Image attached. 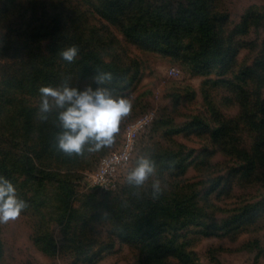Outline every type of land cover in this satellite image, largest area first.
<instances>
[{
    "label": "rangeland",
    "instance_id": "obj_1",
    "mask_svg": "<svg viewBox=\"0 0 264 264\" xmlns=\"http://www.w3.org/2000/svg\"><path fill=\"white\" fill-rule=\"evenodd\" d=\"M216 1L233 24L250 8L264 12V0ZM254 38L261 35L239 39ZM129 49L143 61L140 74L130 73L136 77L129 92L117 93L126 80L99 85L132 102L113 145L89 152L94 146L89 143L84 155L61 162L62 156L56 161L41 154L36 167L59 174L62 181L34 182L24 180L19 168L13 170L16 145L0 141V176L12 182L17 197L28 205L16 220L0 224V264H264V186L253 168L240 164L259 137L234 130L233 139L224 141L218 134L217 114L233 119L239 112L225 84L235 82L234 73H221L220 67L193 69L180 46L173 47L170 57L145 53L136 45ZM250 60L242 49L235 69ZM9 63L0 59L2 86ZM151 111L155 119L138 136L115 188L92 189L87 178L99 160L120 147L130 122ZM141 157L155 170L137 187L126 177ZM156 181L165 190L156 205L164 207L165 217L153 221L149 231L134 233L135 207L147 205L139 198H151L146 191L154 190Z\"/></svg>",
    "mask_w": 264,
    "mask_h": 264
},
{
    "label": "trees",
    "instance_id": "obj_2",
    "mask_svg": "<svg viewBox=\"0 0 264 264\" xmlns=\"http://www.w3.org/2000/svg\"><path fill=\"white\" fill-rule=\"evenodd\" d=\"M251 33L261 38L239 39ZM73 45L79 54L68 63L60 52ZM130 45L167 57L180 46L193 69L220 67L221 73H234L235 82L225 84L239 112L233 119L217 114L218 134L224 141L233 139L234 130L259 137L240 164L253 168L264 186V12L250 8L233 24L216 0H0V59L10 61L4 86L0 82V141L4 138L16 145L13 170L19 168L24 180L62 181L59 174L44 173L35 164L41 154L54 160L62 156L60 162L67 157L55 147L62 131L60 110L54 108L47 120L38 118L39 88L56 87L70 77L73 87L95 89L93 76L111 72L113 80L108 83L126 80L117 93H128L136 77L130 73L140 74L143 69ZM242 49L251 60L235 69ZM20 89L23 92L18 94ZM19 149H23L20 154ZM152 191H146L151 198H139L147 205L135 207L134 233L149 231L153 221L165 217L164 207L156 206L165 190L158 198ZM186 216L193 218L191 212Z\"/></svg>",
    "mask_w": 264,
    "mask_h": 264
},
{
    "label": "clouds",
    "instance_id": "obj_3",
    "mask_svg": "<svg viewBox=\"0 0 264 264\" xmlns=\"http://www.w3.org/2000/svg\"><path fill=\"white\" fill-rule=\"evenodd\" d=\"M79 54L77 46H70L60 52L61 58L73 63ZM98 85L95 89L85 86L83 89L70 85V77H65L61 84L39 88L40 104L38 118L47 120L48 113L58 109V120L62 129L55 138V147L67 156L84 155L85 145L94 146L89 152H98L110 147L120 131L121 121L132 111L130 99L115 96L110 88L100 87L113 80L111 72H99L92 78ZM152 162L144 157L138 160L126 179L128 184L137 187L144 184L154 172ZM153 196L162 194L159 181L153 184ZM28 207L27 202L17 197L16 188L8 179L0 176V224L16 220Z\"/></svg>",
    "mask_w": 264,
    "mask_h": 264
},
{
    "label": "built area",
    "instance_id": "obj_4",
    "mask_svg": "<svg viewBox=\"0 0 264 264\" xmlns=\"http://www.w3.org/2000/svg\"><path fill=\"white\" fill-rule=\"evenodd\" d=\"M169 72L172 74L175 71L171 68ZM154 119L155 113L151 111L128 124L120 147L103 156L98 162L97 169L88 176L87 182L92 189L107 192L115 188L116 177L128 167L135 153L138 136L151 125Z\"/></svg>",
    "mask_w": 264,
    "mask_h": 264
}]
</instances>
